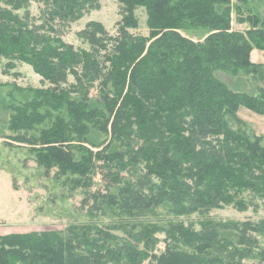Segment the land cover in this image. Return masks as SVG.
Instances as JSON below:
<instances>
[{
  "label": "trees",
  "instance_id": "trees-1",
  "mask_svg": "<svg viewBox=\"0 0 264 264\" xmlns=\"http://www.w3.org/2000/svg\"><path fill=\"white\" fill-rule=\"evenodd\" d=\"M33 2L43 5L39 16ZM118 2L117 34L89 22L77 33L84 49L67 43L64 29L97 0H0V58L29 63L49 84L16 87L20 101L2 100L11 114L8 138L29 145L47 174L57 169L75 189L90 190L101 170L106 190L89 193L101 211L139 218L161 206L178 214L259 207L236 198L249 192L264 202V136L235 125L246 126L241 105L264 113V86L248 87L241 76L264 81V64L251 59L254 48L264 50V16L244 17L233 0ZM140 7L149 36L131 32ZM234 11L250 23L246 32L233 30ZM199 29L200 41L184 34ZM219 71L237 81L231 86ZM141 160L146 173L131 180ZM122 227L124 240L114 233ZM202 227L174 221L160 254L156 228L139 220L10 233L0 235V264H264V247L250 234L264 237V220Z\"/></svg>",
  "mask_w": 264,
  "mask_h": 264
},
{
  "label": "rangeland",
  "instance_id": "rangeland-1",
  "mask_svg": "<svg viewBox=\"0 0 264 264\" xmlns=\"http://www.w3.org/2000/svg\"><path fill=\"white\" fill-rule=\"evenodd\" d=\"M233 2L242 7L244 17L249 16L254 11L260 12L264 16V0H247V3L233 0ZM97 4L96 8L89 10L79 21L71 23L64 29L63 39L67 43L73 44L75 48L89 49V44L80 39L77 33L84 29L87 23L92 21L104 24L111 35L117 34V23L122 17L118 0H97ZM42 8L43 5L41 3H32L34 15L39 16ZM136 14L139 18V26L131 29V32L136 35L149 36L150 30L147 24L146 10L140 7L136 10ZM239 17L240 15L234 11L233 30L246 32L251 25L247 22H241ZM184 34L196 41H200L203 38L204 31L199 29V31L193 30L184 32ZM256 52H258V55L255 56V59H258L259 63L264 64V50ZM8 63H10L8 59L0 58V165L10 173L15 189L19 191L20 196L26 202L24 208L17 207V212H22L24 219V225L22 226L24 229L21 231L29 233L55 230L65 233L70 226L75 224H87L105 228L109 224L119 225L139 220L149 223L156 228L152 231V236L156 239L154 252L160 254L165 250L167 244L166 229H169L174 221H180L186 226L201 230L203 223H241L264 220V202L259 198L253 199L252 194L249 192L240 194L236 199L244 200L246 203H250L252 199L254 204H258L259 207H255L250 203L246 209L239 210V207L234 204H224L222 207L214 208L208 213L178 214L167 207L161 206L157 207L154 212L139 218L125 217L117 209H111V207H107L103 211L94 208L93 200L89 197L90 191L106 190L107 181L103 178L101 170L97 172L94 185L90 190L88 188L75 189L66 180V177H57L55 175L57 169H53L50 174H47L45 168L37 163L36 157L31 152L29 145L8 138L13 133L8 129L7 124L11 114L3 108L2 100L6 98L7 101H10L12 98H16L17 101H20L21 95L18 94V90L15 89L16 87L48 88L49 86V84L44 83L41 75L36 73L29 63L18 59L10 63L14 64L13 66L15 67L13 68L7 67ZM5 70L8 73H5ZM217 76L228 82L231 86L237 81V78H233L220 71L217 72ZM241 76L248 87L264 86V81L257 79L255 75L241 73ZM74 81V77L70 75L69 82L73 83ZM92 95H98L97 88L92 90ZM238 115L246 123V126L236 124L237 128L241 127L243 130L252 131L256 135L264 136V113H258L245 105H241ZM110 138L111 136L109 135L108 139ZM101 139H104V136ZM145 165L146 162L141 160L137 166L133 167L132 174L130 175L131 180L135 181L146 173ZM3 195L7 196L6 203H9L8 195L0 189V196L5 200ZM102 205L105 206L104 204ZM123 227L121 230L117 229L114 233L119 239L124 240L129 238V236ZM250 234L259 240L261 248L264 247V237L262 235L257 233ZM141 247H144V245L141 244ZM245 262L248 264H258L260 259H246Z\"/></svg>",
  "mask_w": 264,
  "mask_h": 264
},
{
  "label": "crops",
  "instance_id": "crops-1",
  "mask_svg": "<svg viewBox=\"0 0 264 264\" xmlns=\"http://www.w3.org/2000/svg\"><path fill=\"white\" fill-rule=\"evenodd\" d=\"M233 28V22H232ZM261 49L254 48L251 52V59L255 63H259L258 59H255L258 55L256 51ZM0 189L8 195L10 200L6 203V195H3L5 200L0 196V235H6L10 233H26L21 231L24 225V219L22 212H17L18 208H24L26 206L25 200L22 199L20 193L14 187L13 178L10 173L0 165ZM23 206V207H22Z\"/></svg>",
  "mask_w": 264,
  "mask_h": 264
}]
</instances>
